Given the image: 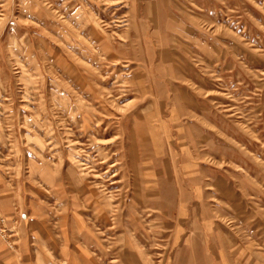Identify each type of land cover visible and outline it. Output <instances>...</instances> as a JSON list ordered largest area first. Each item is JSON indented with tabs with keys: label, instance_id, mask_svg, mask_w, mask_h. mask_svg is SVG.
<instances>
[{
	"label": "rangeland",
	"instance_id": "374dc122",
	"mask_svg": "<svg viewBox=\"0 0 264 264\" xmlns=\"http://www.w3.org/2000/svg\"><path fill=\"white\" fill-rule=\"evenodd\" d=\"M0 191L25 264H264V0H0Z\"/></svg>",
	"mask_w": 264,
	"mask_h": 264
},
{
	"label": "crops",
	"instance_id": "0c3cea01",
	"mask_svg": "<svg viewBox=\"0 0 264 264\" xmlns=\"http://www.w3.org/2000/svg\"><path fill=\"white\" fill-rule=\"evenodd\" d=\"M3 194H4L3 191H0V211L5 212L6 214H11V215H12V212L15 211L17 215L22 216L20 214V213H23L24 211L22 202L17 201V199L13 201L12 200L13 198H10L9 195H3ZM13 207L15 209H13ZM22 250L23 249L20 246V252L23 253ZM22 259H24V257L22 258V256H20L19 258L20 261H16L13 255L8 254L5 256L4 252L1 251V248H0V264H25V262Z\"/></svg>",
	"mask_w": 264,
	"mask_h": 264
},
{
	"label": "built area",
	"instance_id": "2783aa9c",
	"mask_svg": "<svg viewBox=\"0 0 264 264\" xmlns=\"http://www.w3.org/2000/svg\"><path fill=\"white\" fill-rule=\"evenodd\" d=\"M4 226H5L4 221L0 220V233H3Z\"/></svg>",
	"mask_w": 264,
	"mask_h": 264
}]
</instances>
